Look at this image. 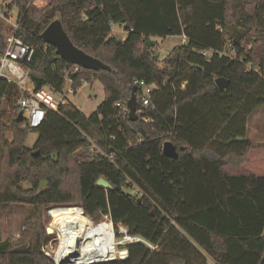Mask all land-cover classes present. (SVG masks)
Returning a JSON list of instances; mask_svg holds the SVG:
<instances>
[{"label": "trees", "instance_id": "obj_1", "mask_svg": "<svg viewBox=\"0 0 264 264\" xmlns=\"http://www.w3.org/2000/svg\"><path fill=\"white\" fill-rule=\"evenodd\" d=\"M6 7L18 10L16 35L35 48L27 68L39 77L31 76L36 88L60 90V72L70 67L41 38L55 19L105 67L71 75L75 89L102 85L104 98L88 116L69 102L47 109L33 128L13 114L14 86L2 101L7 111L0 102V220L15 205L30 207L16 236L2 238L0 229V264H55L43 220L44 208L54 207H80L94 223L108 215L155 246L131 243L125 259L90 264H264V143L244 139L247 116L264 106V0H9ZM113 25L126 35L113 34ZM181 34L186 41L160 66L146 41ZM134 79L154 87L148 121L127 117ZM166 140L177 158L162 154ZM100 177L111 188L97 185Z\"/></svg>", "mask_w": 264, "mask_h": 264}, {"label": "built area", "instance_id": "obj_2", "mask_svg": "<svg viewBox=\"0 0 264 264\" xmlns=\"http://www.w3.org/2000/svg\"><path fill=\"white\" fill-rule=\"evenodd\" d=\"M9 2L0 3V20L5 21L11 27V33L4 38V47L0 49V102L4 100L7 89L9 86H14L17 92L16 98V110L13 112L14 116L22 113V121L25 120L30 127H38L44 119L47 109L52 111H58L59 107L71 102L72 96L75 95L78 89L73 86L72 74L78 71L79 66L71 65L69 68L61 70L60 75L63 79V86L60 90H56L52 85L36 88L31 82V75L27 68V64L33 59L35 48L32 44L25 43L16 32L21 29L19 12L15 7L7 8ZM16 10V21L10 22L13 10ZM122 32H125L120 27ZM113 31V30H112ZM120 32V31H119ZM182 43L186 41L184 34L179 36ZM204 55H208V52H203ZM232 56L236 58V54L233 52ZM257 69L250 65H247V70ZM86 83L82 81V84ZM133 86L136 87L135 100H136V113L144 121H148V117L144 116L145 109H154L151 106V93L153 92V85H149L143 79H134ZM184 84H181V88ZM3 89V90H2ZM116 103V106H119ZM126 106V103H125ZM127 113V107H126ZM132 193L138 197L142 196L141 191L135 187ZM80 208V207H79ZM104 222H107L112 231V244L106 250L104 256L100 259L90 260L86 263H76L73 261H59L55 259V251L53 254L49 253L55 264H90L104 261H110L114 259H125L128 256V250L126 245L131 243H144L155 249V246H151L142 237L131 235L128 229L123 225L114 226L108 215L104 216ZM93 224L94 223L90 220ZM103 222V221H102ZM59 240V236H58Z\"/></svg>", "mask_w": 264, "mask_h": 264}, {"label": "rangeland", "instance_id": "obj_3", "mask_svg": "<svg viewBox=\"0 0 264 264\" xmlns=\"http://www.w3.org/2000/svg\"><path fill=\"white\" fill-rule=\"evenodd\" d=\"M3 0H0L2 3ZM4 2H9V0H5ZM33 3L36 6H41L45 3V0H33ZM16 10H13L12 17L10 19L11 23L16 21ZM0 30L3 34V39L11 33V27L3 20H0ZM112 33L119 36L124 37L126 32H122L120 29V25L112 26ZM120 31V32H119ZM151 40L154 41L156 47V54L159 59L158 63L160 66H163V59L166 55L177 45L181 44L180 37H151ZM104 98V92L102 85L95 81L93 83H83L72 96V101L74 105L78 107V109L86 116L90 115L95 111L97 106L102 102ZM1 108L7 111L4 102H1ZM36 139V135L34 133H30L27 137V146L31 147ZM245 140L253 144H262L264 143V106H259L254 109L248 116L246 122V134L244 136ZM36 152V151H35ZM25 188L28 185H23ZM45 188V183H41L39 186V190H43ZM30 207L28 205H15L9 209L4 216L0 220V229L2 238L13 237L16 236L20 229L23 226L24 220L27 218V214L29 212ZM79 207H58V208H44L43 210V220L44 224L47 228L50 227L51 222L53 220V216L55 213L57 215L64 213L65 215H71L76 217L79 221L83 223L85 219L79 215ZM105 218L102 219L104 221ZM89 221V220H88ZM101 221V222H102ZM90 222V221H89ZM104 227H108L106 223H101ZM96 225V224H95ZM48 232V231H47ZM52 239L47 242L45 248L53 254V252L59 246L58 240V231L54 228L50 233ZM83 241H81V244Z\"/></svg>", "mask_w": 264, "mask_h": 264}, {"label": "bare ground", "instance_id": "obj_4", "mask_svg": "<svg viewBox=\"0 0 264 264\" xmlns=\"http://www.w3.org/2000/svg\"><path fill=\"white\" fill-rule=\"evenodd\" d=\"M85 221L87 223L71 215L55 213L48 233L55 228L59 234V246L55 251L56 260L86 263L104 256L113 242L108 223L103 221L95 225L87 219ZM101 223H106L108 227Z\"/></svg>", "mask_w": 264, "mask_h": 264}, {"label": "water", "instance_id": "obj_5", "mask_svg": "<svg viewBox=\"0 0 264 264\" xmlns=\"http://www.w3.org/2000/svg\"><path fill=\"white\" fill-rule=\"evenodd\" d=\"M41 38L46 44L54 47L56 55L68 64L93 70L105 67L102 62L84 53L82 50L73 45L71 40L64 32L59 19L53 20L46 26V28L41 33ZM146 44L148 46H153L154 41L148 39ZM31 76L36 80L39 79V77L35 74H31ZM215 83L219 89H224L226 86V81L222 78H217ZM135 91L136 87L132 86L130 97L126 102L127 117L130 121H136L138 119V115L136 113ZM16 120L22 121L21 112L16 117ZM36 154L37 151L35 152V155ZM162 154L165 157L177 158L176 147L170 141L166 140L162 143ZM97 185L111 188L109 182H107L103 177H100L97 180ZM126 195H129V193H126ZM46 254L49 255L48 252H46Z\"/></svg>", "mask_w": 264, "mask_h": 264}, {"label": "crops", "instance_id": "obj_6", "mask_svg": "<svg viewBox=\"0 0 264 264\" xmlns=\"http://www.w3.org/2000/svg\"><path fill=\"white\" fill-rule=\"evenodd\" d=\"M71 102L73 103L72 99H71ZM74 104V103H73ZM209 264H215L214 262L210 261Z\"/></svg>", "mask_w": 264, "mask_h": 264}]
</instances>
